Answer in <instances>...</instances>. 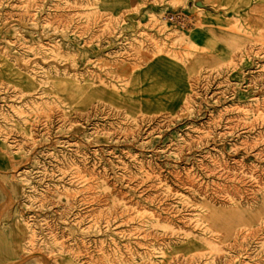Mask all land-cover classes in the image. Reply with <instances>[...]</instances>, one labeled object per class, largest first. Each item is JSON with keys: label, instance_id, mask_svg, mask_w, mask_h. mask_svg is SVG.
I'll return each mask as SVG.
<instances>
[{"label": "rangeland", "instance_id": "rangeland-1", "mask_svg": "<svg viewBox=\"0 0 264 264\" xmlns=\"http://www.w3.org/2000/svg\"><path fill=\"white\" fill-rule=\"evenodd\" d=\"M221 1L0 0V264H264V0Z\"/></svg>", "mask_w": 264, "mask_h": 264}, {"label": "crops", "instance_id": "crops-1", "mask_svg": "<svg viewBox=\"0 0 264 264\" xmlns=\"http://www.w3.org/2000/svg\"><path fill=\"white\" fill-rule=\"evenodd\" d=\"M132 1H141V0H132ZM186 1L188 3L189 8L201 10V11H204V12L212 14V15H217V14L221 13V7L216 8V5L207 3L206 2L207 0H186ZM223 3H224L223 1L219 0L218 4L220 6ZM149 6L153 8V6H151V5H149ZM163 6H160V8ZM110 8H115V6H111ZM9 246H10V248L6 245H4L3 247H0V254L2 253L5 256L3 261L11 260V251H12V242L11 241H9Z\"/></svg>", "mask_w": 264, "mask_h": 264}, {"label": "built area", "instance_id": "built-area-1", "mask_svg": "<svg viewBox=\"0 0 264 264\" xmlns=\"http://www.w3.org/2000/svg\"><path fill=\"white\" fill-rule=\"evenodd\" d=\"M161 23L173 28L185 29L191 25L194 17L183 10L166 11L159 16Z\"/></svg>", "mask_w": 264, "mask_h": 264}, {"label": "bare ground", "instance_id": "bare-ground-1", "mask_svg": "<svg viewBox=\"0 0 264 264\" xmlns=\"http://www.w3.org/2000/svg\"><path fill=\"white\" fill-rule=\"evenodd\" d=\"M188 213V212H187Z\"/></svg>", "mask_w": 264, "mask_h": 264}]
</instances>
